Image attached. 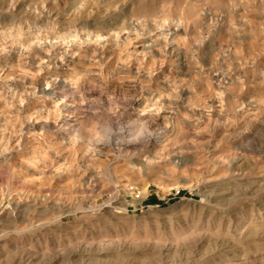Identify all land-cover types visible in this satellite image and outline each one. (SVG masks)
Here are the masks:
<instances>
[{
  "label": "rangeland",
  "instance_id": "1",
  "mask_svg": "<svg viewBox=\"0 0 264 264\" xmlns=\"http://www.w3.org/2000/svg\"><path fill=\"white\" fill-rule=\"evenodd\" d=\"M0 264H264V0H0Z\"/></svg>",
  "mask_w": 264,
  "mask_h": 264
},
{
  "label": "bare ground",
  "instance_id": "2",
  "mask_svg": "<svg viewBox=\"0 0 264 264\" xmlns=\"http://www.w3.org/2000/svg\"><path fill=\"white\" fill-rule=\"evenodd\" d=\"M38 42V41H37ZM47 42V41H46ZM6 77V76H5ZM42 94H43V92H42ZM146 100V99H145ZM144 112V111H143ZM60 121H62V120H60ZM68 121V120H67ZM58 122V121H57ZM54 123H56V121L54 122ZM66 125V124H65ZM62 126V125H61ZM3 139H4V137H3ZM2 140V139H1ZM2 144V143H1ZM3 151V150H2ZM1 151V152H2ZM4 152V151H3ZM202 204V203H201ZM200 208H201V206H200ZM238 214V213H237ZM208 215H210V214H208ZM235 215V214H234ZM229 216V215H228ZM236 216V215H235ZM210 217V216H209ZM225 218V217H224ZM211 219V218H210ZM222 220H223V218H222ZM209 221V220H208ZM220 221V220H219ZM217 222H218V220H217ZM221 222V221H220ZM207 224V223H206ZM221 224V223H220ZM219 226V225H218ZM217 226V227H218ZM208 227V226H207ZM204 228V227H203ZM216 229H218V228H216ZM211 230V229H210ZM227 230V229H226ZM229 248V247H228ZM221 251H222V249H221ZM215 253V252H214ZM225 254V253H224ZM213 256V255H212ZM215 257V256H214ZM219 257V256H218ZM211 259V258H210Z\"/></svg>",
  "mask_w": 264,
  "mask_h": 264
}]
</instances>
